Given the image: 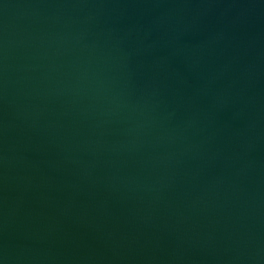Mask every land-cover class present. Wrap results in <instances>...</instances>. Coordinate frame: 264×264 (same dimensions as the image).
<instances>
[{
  "label": "water",
  "instance_id": "obj_1",
  "mask_svg": "<svg viewBox=\"0 0 264 264\" xmlns=\"http://www.w3.org/2000/svg\"><path fill=\"white\" fill-rule=\"evenodd\" d=\"M0 264H264V0H0Z\"/></svg>",
  "mask_w": 264,
  "mask_h": 264
}]
</instances>
